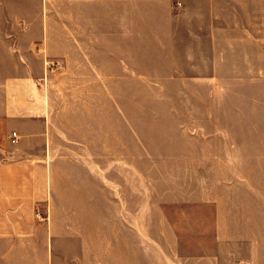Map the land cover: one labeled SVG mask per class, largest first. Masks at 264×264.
Here are the masks:
<instances>
[{"label":"crops","instance_id":"0c3cea01","mask_svg":"<svg viewBox=\"0 0 264 264\" xmlns=\"http://www.w3.org/2000/svg\"><path fill=\"white\" fill-rule=\"evenodd\" d=\"M263 51L264 0H0V264H165L160 246L135 261L133 218L102 212L127 199L94 95Z\"/></svg>","mask_w":264,"mask_h":264},{"label":"rangeland","instance_id":"374dc122","mask_svg":"<svg viewBox=\"0 0 264 264\" xmlns=\"http://www.w3.org/2000/svg\"><path fill=\"white\" fill-rule=\"evenodd\" d=\"M230 58L217 77L166 70L133 93L94 95L96 141L103 161L118 160L127 199V211L102 212L133 218L135 261L160 246L165 264H264V51ZM84 131L93 138L91 124ZM6 134L1 123L0 144Z\"/></svg>","mask_w":264,"mask_h":264},{"label":"built area","instance_id":"2783aa9c","mask_svg":"<svg viewBox=\"0 0 264 264\" xmlns=\"http://www.w3.org/2000/svg\"><path fill=\"white\" fill-rule=\"evenodd\" d=\"M14 137H13V140H16L17 139V131H14Z\"/></svg>","mask_w":264,"mask_h":264}]
</instances>
